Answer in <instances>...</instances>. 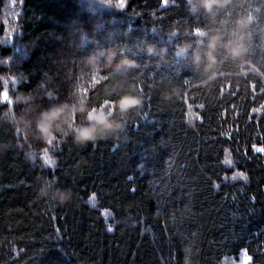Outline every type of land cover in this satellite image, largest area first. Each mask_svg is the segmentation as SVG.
Here are the masks:
<instances>
[{
	"label": "trees",
	"instance_id": "16d2710c",
	"mask_svg": "<svg viewBox=\"0 0 264 264\" xmlns=\"http://www.w3.org/2000/svg\"><path fill=\"white\" fill-rule=\"evenodd\" d=\"M212 3L0 0V73L27 77L0 84V264H264V0ZM105 85L143 99L118 137L25 159L17 89L34 116ZM44 177L71 199L40 198Z\"/></svg>",
	"mask_w": 264,
	"mask_h": 264
},
{
	"label": "clouds",
	"instance_id": "9594fccd",
	"mask_svg": "<svg viewBox=\"0 0 264 264\" xmlns=\"http://www.w3.org/2000/svg\"><path fill=\"white\" fill-rule=\"evenodd\" d=\"M200 5L206 11L218 6L214 5L212 0H200ZM190 10L195 11L196 9L193 6ZM209 47H214V42L211 40ZM105 52L107 57L115 55L111 50H105ZM232 52L234 55H241L243 46L236 45ZM86 63L95 65L94 74L98 78L104 72L101 66L97 64L95 56L90 55ZM134 66L135 61L125 57L115 64L113 70L120 71L122 68ZM21 79L26 80L27 77L23 73L19 75L8 72L0 73V84L2 85L5 81H9L17 86ZM32 93L17 89L16 95L11 97L13 107L8 120L11 128L10 135L14 140L20 142L17 147L23 152L29 163H33L43 156L46 165L55 164V158L50 154L48 146L52 145L58 138H70L72 143L79 146L114 139L124 131V118L143 105L142 97L133 93H121L117 96L113 90L108 89L105 85V90L102 93L103 98L99 101L92 102L89 98V91L86 93L82 88H77L74 89V96L71 99L51 103L47 107L40 108L34 116L32 115L33 109L27 107L22 108L21 113L18 114L16 105L31 103L33 100ZM113 96L116 98L113 99ZM57 113L60 114L57 116ZM50 140L52 144H49ZM45 149L47 152L44 151ZM45 156H47V160H45ZM37 195L58 204H64L72 197L70 190L57 187L55 179H48L47 177L39 179ZM16 254L19 255V253Z\"/></svg>",
	"mask_w": 264,
	"mask_h": 264
},
{
	"label": "rangeland",
	"instance_id": "374dc122",
	"mask_svg": "<svg viewBox=\"0 0 264 264\" xmlns=\"http://www.w3.org/2000/svg\"><path fill=\"white\" fill-rule=\"evenodd\" d=\"M247 262H248V256L246 255V253H244L242 256V260L239 261V264H246Z\"/></svg>",
	"mask_w": 264,
	"mask_h": 264
}]
</instances>
